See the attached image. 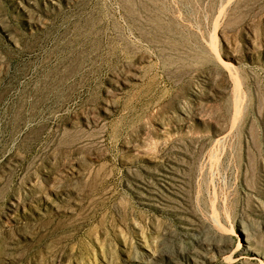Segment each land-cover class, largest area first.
I'll use <instances>...</instances> for the list:
<instances>
[{
  "label": "rangeland",
  "instance_id": "1",
  "mask_svg": "<svg viewBox=\"0 0 264 264\" xmlns=\"http://www.w3.org/2000/svg\"><path fill=\"white\" fill-rule=\"evenodd\" d=\"M0 264H264V0H0Z\"/></svg>",
  "mask_w": 264,
  "mask_h": 264
}]
</instances>
